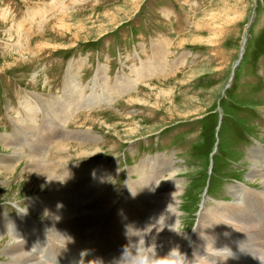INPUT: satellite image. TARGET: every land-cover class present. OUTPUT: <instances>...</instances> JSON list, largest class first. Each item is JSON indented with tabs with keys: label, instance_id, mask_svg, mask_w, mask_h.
I'll list each match as a JSON object with an SVG mask.
<instances>
[{
	"label": "rangeland",
	"instance_id": "obj_1",
	"mask_svg": "<svg viewBox=\"0 0 264 264\" xmlns=\"http://www.w3.org/2000/svg\"><path fill=\"white\" fill-rule=\"evenodd\" d=\"M38 10L44 17L32 13ZM165 55L166 74L145 78L125 91L126 77L134 78L133 69L142 62L155 66L153 56L160 60ZM69 63L80 88L87 87L85 98L96 81L97 94L110 101L82 109L65 125L75 135L96 139H69L43 149L48 150V164L56 178L66 163L93 162V172L106 175L107 186L93 187L88 193L106 189L120 199L129 180L151 188L168 178L170 171L160 176L153 159L166 157L179 186L177 228L183 237L193 235L201 211L234 202L243 184L249 190L263 189L259 177L249 171L255 147L262 151L255 163L264 169V0H0V138L10 134L21 138V143L20 135L27 130L19 128V111L26 112L29 106L45 108L48 102L51 116H37L38 126L31 131L45 135L43 120L54 117L57 99L68 91ZM99 67L106 69L107 80L96 79ZM114 86L121 92L111 91ZM33 93L39 94L36 99L30 96ZM54 132L65 135L62 127ZM3 142L0 139V158L13 149ZM22 147L26 153L28 142ZM139 162L141 175L129 173ZM29 163L21 155L11 172L0 166V218L23 212L37 194L49 196L56 187L32 173ZM80 181L82 177L70 183L74 198ZM129 199L113 210L127 205L131 209ZM249 204L246 222L254 236L237 234L232 241L257 246L263 237L259 230L264 228L260 223L264 215L259 209L264 199L260 196ZM36 214L29 212L39 221L45 216ZM9 239L0 235V264H13L2 254Z\"/></svg>",
	"mask_w": 264,
	"mask_h": 264
},
{
	"label": "bare ground",
	"instance_id": "obj_2",
	"mask_svg": "<svg viewBox=\"0 0 264 264\" xmlns=\"http://www.w3.org/2000/svg\"><path fill=\"white\" fill-rule=\"evenodd\" d=\"M32 13L35 15L42 14V17H44L43 12L40 13L39 10ZM18 26H21L17 25L16 30L19 38L21 30ZM16 43L17 47L22 45L20 39ZM156 46L151 48L152 52L156 49ZM153 58L155 66L142 62L141 66L135 67V70L132 68V77L134 78L126 77L125 91L133 88L136 82H143L145 78L151 76L160 77L167 73V67L162 66V64L167 62V55L160 60L156 59L155 56ZM72 67V64L69 63L65 74V81L70 83L67 86L69 87L68 91H64L63 95L57 99V108L55 105H52L53 108H56L54 117H46L43 120L42 126L45 129L43 131L45 135H32L31 131L35 130L38 126V121H36L37 116L43 115L44 117L45 114L51 116L50 110L46 108L48 102H46L45 108H40L41 110L34 106H29L26 112L20 110V113L19 111L18 115H20L19 122L21 125L19 128L27 130L26 135H20L22 137L21 143H19L21 138H16L10 134L0 138L5 141L3 143H6V146H12L13 148L9 155L0 158V166L5 167L11 172L21 155H24L30 160L28 167L32 173H39L44 179L49 180L51 184L54 183L56 186L49 196L40 197L37 194V197L33 198L23 212L21 211V213L13 217L2 216L0 218V235H9V240L11 241L9 246L5 247V249L2 248L5 252L2 254L9 256V262L13 264H81L79 259L69 253V250L66 248L73 247L81 251L84 250L85 235L83 223L85 227L88 224L89 229L99 232L100 223L106 222H103L100 230L102 231L101 241L103 242L101 251L107 250L109 241H105V238H108L107 234L113 225L116 226L120 222V211L115 212L113 208L118 204L125 206L128 203L126 201H128L129 196L133 202V206L130 204L131 209L127 207L128 212L126 213L124 209L123 215H125V219L131 218L133 220L131 224L136 220L134 222L135 228L131 232L123 231L122 236H118L117 241H119V244L116 251L108 254L102 264H135L137 253H142L147 247L151 246L155 247L156 254L159 256L166 255L170 249L179 246L180 251L186 256L187 264H264V228L259 230L263 237L258 241L257 246L247 244L246 240L240 244H235L232 241V237L237 234H245V237L254 236V229L251 224L249 225L246 222V208L252 205L249 203L253 202L255 198H260L261 196L264 199V169L258 168L257 163H255L259 156L262 155L259 147L252 149V153L255 155L253 157L254 165L249 173L251 176L259 177L263 189L249 190L246 189L249 186L243 184V187L237 189L234 202L216 203V205L210 208V211H201L199 223L193 235H186L184 237L177 228L179 224L177 218V194L179 186L175 184L173 177H171L173 173L172 162L166 157L160 161L158 156L153 157V159L159 164L160 176L163 175L164 171H170L168 178H162L158 185L151 188L143 187L139 180H129L125 184L124 193L120 199L114 197L115 191H106V189L104 191L97 190L92 196L88 193V191L93 192V187L100 189L107 186V183H105L106 175L93 172L96 167L93 166V162L81 161L71 164L66 160L69 163L63 166L62 175H58L57 178L55 177V174H53L54 170L48 164V150L43 152V149L50 148L59 142H68L69 139H96L94 135H78L77 133L75 135L71 131L66 130L65 125L82 109H89L97 105L101 106L103 101L100 97L101 95L97 94L95 88L97 85L96 81L94 82L95 85L92 88L91 95L86 98L84 97L87 87L80 88L79 83L75 81L77 74L71 72ZM156 67L161 68L162 72L157 73ZM94 74L95 77H98L96 79L107 80L109 77L104 67L97 68ZM110 90L121 92L118 86L111 87ZM33 94H30L33 99H36L39 95ZM109 101L110 99L108 98L103 103L106 104ZM61 127L65 135H57L54 132L57 129L61 130ZM23 142H28L26 153L22 147ZM56 147L57 145L53 148L55 149ZM61 156L58 154V158ZM141 162L131 168L129 173L133 172L141 175L139 169ZM160 167H164L165 169ZM88 171L92 173L87 175L86 172ZM110 171L113 172L115 169L111 168ZM80 177H82V181L75 187L76 198H74L71 194L73 186L70 183L78 180ZM91 182H93V186ZM105 196L110 201L109 204L105 203ZM151 200L152 203L150 204ZM242 204L246 205L244 211L241 209L244 206H241ZM31 211L37 212V214L44 213L45 216L39 221L30 217L29 212ZM260 223L264 227V216H261ZM2 230H6V232H2ZM137 231L139 232L136 235ZM38 233L43 235L36 238L35 234ZM74 236H76L75 240ZM135 237H137L136 240ZM123 245H125L126 250L125 248H121ZM61 248H64L65 251L61 250ZM57 257H60V261L56 262L54 258Z\"/></svg>",
	"mask_w": 264,
	"mask_h": 264
},
{
	"label": "clouds",
	"instance_id": "obj_3",
	"mask_svg": "<svg viewBox=\"0 0 264 264\" xmlns=\"http://www.w3.org/2000/svg\"><path fill=\"white\" fill-rule=\"evenodd\" d=\"M135 264H187V261L179 246L173 247L163 256L157 255L155 247L151 246L147 247L144 252L137 253Z\"/></svg>",
	"mask_w": 264,
	"mask_h": 264
},
{
	"label": "water",
	"instance_id": "obj_4",
	"mask_svg": "<svg viewBox=\"0 0 264 264\" xmlns=\"http://www.w3.org/2000/svg\"><path fill=\"white\" fill-rule=\"evenodd\" d=\"M250 22H251V21H250ZM241 55H242V52L239 53V57H238L237 62H236L237 64L240 62Z\"/></svg>",
	"mask_w": 264,
	"mask_h": 264
}]
</instances>
